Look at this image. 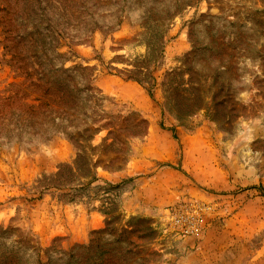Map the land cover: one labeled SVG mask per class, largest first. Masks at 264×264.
I'll return each instance as SVG.
<instances>
[{"label": "rangeland", "instance_id": "1", "mask_svg": "<svg viewBox=\"0 0 264 264\" xmlns=\"http://www.w3.org/2000/svg\"><path fill=\"white\" fill-rule=\"evenodd\" d=\"M0 264H264V0H0Z\"/></svg>", "mask_w": 264, "mask_h": 264}, {"label": "built area", "instance_id": "2", "mask_svg": "<svg viewBox=\"0 0 264 264\" xmlns=\"http://www.w3.org/2000/svg\"><path fill=\"white\" fill-rule=\"evenodd\" d=\"M170 221L172 227L182 235L192 234L195 230V219L189 216V211L184 206L175 207L171 211Z\"/></svg>", "mask_w": 264, "mask_h": 264}]
</instances>
